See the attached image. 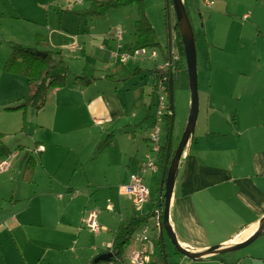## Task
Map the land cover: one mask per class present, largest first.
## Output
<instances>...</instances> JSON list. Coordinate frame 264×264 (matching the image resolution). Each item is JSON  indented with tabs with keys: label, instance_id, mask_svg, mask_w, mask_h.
Listing matches in <instances>:
<instances>
[{
	"label": "crops",
	"instance_id": "obj_1",
	"mask_svg": "<svg viewBox=\"0 0 264 264\" xmlns=\"http://www.w3.org/2000/svg\"><path fill=\"white\" fill-rule=\"evenodd\" d=\"M23 1L30 0H0V20L5 15L9 19L21 18L19 5ZM262 1L264 3V0ZM36 2L38 3V1ZM186 3L184 5L187 12L190 5L198 13L200 5H202V8H208L209 10L214 6L216 9L214 14L218 15L229 12L226 8V5L229 4L228 0L213 1L208 6L206 0L201 2L191 0V4ZM234 4L250 8L249 12H242L240 19L245 22L243 23L239 19L240 30L236 37L240 42L243 39L249 44L250 57H248V60L243 61V68H248L245 66L246 62L250 64L249 68H251L254 64L262 62V54L258 52L262 49L260 42L256 43V39L263 33L260 30V22L254 17V8L249 7L247 0H237ZM39 5L43 7V3H39ZM230 12L233 13V11ZM212 15L210 14L209 17ZM245 15L246 17H244ZM253 18L254 22H246L248 19ZM45 20L48 21L47 17ZM46 28L48 30L47 39L42 33L35 31H32V35H25L24 37L29 42L26 44L27 47H36L37 50L43 52L47 50L60 51L63 56L64 48L70 49V52L73 53L77 51L75 50V44H71L69 48L68 45H65L66 31L52 26L49 27L47 23ZM22 36L20 34L18 38ZM194 36L196 35L194 34ZM14 40H18L17 43L23 45V41L11 38L8 41L10 52V43L16 42ZM32 43L35 46H31ZM172 44L176 46L173 41ZM241 46L239 45V48H242ZM115 50L111 49V58H116L112 55ZM236 53L237 51L234 49L231 58ZM162 56L164 59L163 54ZM7 58L4 57L0 62V89L3 91V94L0 93V114L1 112L12 113L13 116L16 115L14 113H20L21 110H7L6 107L19 104L23 97L30 92V88L25 77L8 73L3 69V64ZM163 63L157 64L155 67L158 66L157 68L162 70L160 66ZM240 65L242 68V64ZM236 69H239V64H236ZM109 72L110 75H103L105 79L100 77L97 80L98 82L94 80L95 82L92 81L90 84L84 85L85 88L81 86L52 88L46 94L43 108L40 110L27 108L25 125H31L33 129L34 126L37 127L34 134L32 133L33 130L31 133L29 131L26 133L34 137L32 138L34 145L30 150L31 153L25 151L26 147L24 148L20 138H10V135L24 130L20 128L22 125V112L18 118L9 116L11 118L1 119L0 117V133L2 134L0 145L4 144L9 150L7 156L0 157V161L5 160L8 163L5 170H0V264H41V261L42 264H52L49 262L44 263L38 253L40 247L53 250L60 249L61 247L55 245L54 242L56 241H61L64 246L68 244L66 248L70 250L71 242L76 243L74 239L68 238V234L64 235L65 230L71 228L70 223H64L62 212L60 214L55 213L53 201L67 196L65 198L67 203L71 200V194L83 189L84 186L88 189L92 186L99 188V184L93 183L97 170L91 166L89 173L83 168L88 161L95 163L98 151H101L102 155L105 153L107 159L104 165L100 164L102 174L97 177V181H100L101 178L104 180L103 186L109 187V194H112L115 189L119 196H124L120 192V186L128 184L130 175L140 171V164L143 162L144 154L147 153L146 151L150 146L148 135L147 137L143 135L147 134V131L145 128L141 129L140 127L141 131L139 133L137 129H134L135 126L132 122L137 120L135 125H138L141 120L135 118V114L127 110L126 103L119 95V87L116 83L122 79L115 81L116 77L111 73L112 70L110 69ZM237 73L242 74L238 77V80L241 79L240 94L230 92L227 95L223 93L221 96L218 90L212 91L213 97L219 98L221 96V103L214 108L216 125L212 124L211 116L208 115L207 110L203 127L192 133L178 162L168 217L178 243L191 251L206 250L214 246L224 247L242 242L257 230L259 221L264 216V92L260 93L258 87L260 83H257V77L246 76L247 73L243 71ZM249 80L250 85H258L257 88L251 89L249 87L247 89ZM163 84L167 88V81ZM91 86L96 87L95 90L92 89V94L88 92ZM226 100H228V104L225 103ZM49 103L52 107L48 106ZM144 106L147 110L148 105ZM64 112H68L70 116L67 117V120H61L63 128L60 129L59 120ZM51 114H53V117L49 119ZM34 119H37V122L33 121ZM18 123H21L20 127ZM97 127H100V135L106 134L108 138H111L110 141H106V146L102 148L99 147L100 141L96 142L95 138H92L91 144L84 141L87 132L93 134L98 129ZM40 130L43 131V134L38 135ZM55 133L64 134V138H60V141L55 140ZM139 136L143 141H138ZM62 139L65 141H61ZM89 145H92V148L88 157L85 156L84 150L89 148ZM107 147L108 151L106 150ZM21 152H25L23 156ZM61 155H65L70 159L67 168L64 166L65 157L63 158ZM29 156L34 158L36 165L32 180L26 181L22 178V173L25 161ZM97 161L99 162V159ZM80 166L85 172L83 180L86 183L84 185L79 181L81 180ZM163 170L147 172L154 180L157 178V174H160L157 178L159 191ZM110 171L113 175L111 177L108 174ZM45 177L50 179L51 182L54 179L60 182L59 191L55 192L52 184L46 185V188L43 189L39 179ZM103 189L101 188V190ZM153 201L155 204L154 206L152 204L147 213L154 212L157 208L160 209L161 213L159 192ZM147 202L143 204L140 210L133 208L130 203L131 216L144 214L143 208ZM118 205L120 209H125L121 201L118 202ZM105 209L117 210V205L109 201L106 202ZM95 210L97 211L96 219H98L100 209ZM153 216L156 217L155 214ZM84 219L85 217H83V223ZM55 224L58 228H55ZM143 226L144 224L140 228H144ZM116 227L107 230L111 237L110 235L106 236V239L103 240L104 246L100 245L103 251H99L100 248L96 246L95 242L102 233V227L99 223L97 230H89L86 227L90 233L96 236L91 239L93 242L92 248H87L89 253L86 256L75 255L71 260L67 259L66 264H100L101 262L125 264L126 259L134 251L140 250L143 245L149 246L146 243L148 241L143 243L140 239L135 238L137 229L124 248L121 261H117L115 255L108 261L104 260L103 256L112 253V241ZM156 227L158 228L157 219ZM56 229L63 233L58 232L55 234ZM262 234H264V231L260 235ZM101 241L99 240L100 243ZM70 251L75 252L76 249ZM232 252L229 251L228 253ZM224 253L226 252L208 254L203 258L209 259L210 262L218 263V261H222V264H227L221 256ZM151 256L148 264L151 261ZM245 262L264 264V256H251L249 253L238 256L230 262L228 261L231 264H244Z\"/></svg>",
	"mask_w": 264,
	"mask_h": 264
},
{
	"label": "rangeland",
	"instance_id": "obj_2",
	"mask_svg": "<svg viewBox=\"0 0 264 264\" xmlns=\"http://www.w3.org/2000/svg\"><path fill=\"white\" fill-rule=\"evenodd\" d=\"M7 1V0H5ZM38 1V3L36 2ZM95 0H30L23 1L19 5L21 18L19 19H9L8 16H4L0 20V62L4 57H9L10 48L8 45V41L13 39H19V41H23V45H26L27 40L24 37L29 34L32 35V31L42 33L47 39V28L46 23L49 27H56L63 29L67 32V38L64 40L65 45H68V48L71 44H75V53L70 52V49L64 48V60L69 67L70 74L66 79V87H78L81 86L85 88L84 83H75V77L78 75H84L91 79V82H98V78L102 77L103 79L105 74L110 75V69L112 70L114 77L117 79H122L117 82L116 85L119 90L120 97L126 103V108L129 112H133L135 114V118L140 119L141 121L137 124V120L132 122L134 124V129L140 133L141 129H146L148 138L150 137L152 131H154L155 125V116L153 114L156 110V105L158 104V91L155 90L154 87V74H152V69L157 65L161 64L163 61L162 50L168 46V25L170 30V48L172 41L175 42L174 37L176 35V29L174 25H176L175 14L171 0H142V6L146 13V16L154 30L153 32V44L149 46H145L140 48L145 54L140 55L138 59H134L132 56L126 62H120L121 58L119 55L117 58L110 57L111 49H116L121 47L119 50V54L123 52H128L130 55L132 51H130V46L135 43L138 36L135 30V20L138 17V9L136 3H127L125 5L119 7H110L107 8L106 12L102 14H86L84 10L89 8ZM101 1V0H100ZM184 1V0H182ZM194 1V0H192ZM199 2L203 0H198ZM217 0H206V5L211 4L210 2ZM232 1V2H230ZM237 0H228V8L229 12L223 14H214L216 9L211 8H202L200 5L199 13L193 10V6L191 4V0H186V2L190 3V7L188 8V15L192 21L193 30L195 36V44H196V70H197V94H198V112L196 123L194 126L193 133L198 130L200 127H203L205 118L207 116L206 111L208 110V115L211 116L212 124L216 125V115L214 112V108L221 103L222 94H229L230 92L234 94H240V81L238 77L242 76V74H238L237 72H245L246 76H251L252 78L257 79V83L260 85H250L251 89L260 88V93L264 92V3L262 0H247L249 3V7L254 8V17L257 21L260 22V30L263 35L259 36L256 39V43L260 42L261 49L258 52H261L263 57L262 62L254 64L251 68L248 62L245 63V66L248 68H243V61L248 60L250 57L249 53V44L247 41L243 40L240 42L237 40V33L240 30L239 19L242 15V12H249L250 8L241 7L240 5H235L234 3ZM51 2V4H49ZM184 2V3H186ZM39 3H43V7L39 5ZM187 5V3H186ZM202 8V9H201ZM225 8V6H224ZM10 11H12L10 9ZM230 11H233L231 13ZM209 12V13H208ZM13 13V11H12ZM210 14H213L209 17ZM233 14V15H228ZM16 15V14H14ZM237 16V18H236ZM31 17V18H28ZM48 19L46 21L45 19ZM236 18V19H231ZM241 20V19H240ZM254 22L253 19H248L246 22ZM241 22H245L242 21ZM240 22V23H241ZM242 24V23H241ZM250 28V27H249ZM250 30V29H249ZM121 31V37L117 36V32ZM2 33V34H1ZM23 35L18 38L19 35ZM18 42V40H14ZM155 43V44H154ZM239 45L244 49L239 48ZM27 46V45H26ZM31 46H35L34 43ZM176 46H172V50ZM124 48V49H123ZM260 48V47H259ZM38 49V48H37ZM74 49V48H72ZM227 51L225 53V50ZM237 53L231 58V55L234 51ZM155 50L156 56L153 58L150 56V52ZM240 50V51H239ZM177 52V47H176ZM179 55V53L177 52ZM7 55V56H5ZM260 55V54H259ZM181 58V56L179 55ZM180 60V59H179ZM164 63L160 66L162 70L159 80L156 81L157 88L162 85L163 82H166L168 76L164 75V72H171V66H165ZM236 64H239V69H236ZM242 64V68L241 65ZM158 67V66H157ZM85 69V71H84ZM93 73V75H92ZM260 74V75H259ZM94 76V77H92ZM173 117H172V126L171 129H168L167 123L168 120L165 116H162L159 120V142L160 144H164L168 139H170V145L173 149L177 147L179 144L181 137L183 135L184 129L187 124L189 109H190V92L188 85L187 72L185 67H180L179 69L173 70ZM243 76V77H246ZM92 77V78H91ZM94 78V79H93ZM108 80V79H106ZM111 82H115L114 80H109ZM238 81V82H237ZM229 84V85H227ZM114 85V84H113ZM236 85V87H234ZM115 86V85H114ZM229 86V87H228ZM91 92L92 89L95 90L94 87H90ZM52 87L47 90H51ZM218 90L221 96L213 97L212 91ZM3 91L0 89V93ZM48 92V91H47ZM3 94V93H2ZM231 96V95H230ZM264 96V95H263ZM165 102L168 104V95L165 97ZM150 105V108L146 110V107L143 105ZM228 104V100L225 101ZM242 105V104H241ZM48 106L52 107L49 103ZM216 106V107H215ZM230 106V105H229ZM243 106V105H242ZM69 110L70 108L67 107ZM228 108V106H227ZM230 108V107H229ZM240 109V106H239ZM228 110V109H226ZM84 111V109H83ZM9 112V111H8ZM12 113H4L1 112L0 117L8 118ZM16 115L15 118H18L20 113H14ZM61 114V111H60ZM59 115V114H58ZM17 116V117H16ZM70 116L68 112H64L60 116V129L63 128L61 120H67V117ZM53 117V114L49 115V119ZM59 117V116H58ZM11 118V117H9ZM36 118V117H35ZM87 120V119H86ZM85 120V121H86ZM33 121L37 122V119ZM87 123V122H86ZM21 123H18L20 127ZM13 126V127H18ZM26 126V127H25ZM137 127V128H136ZM21 129L23 131H19L16 134L10 135V138L16 137L17 139L22 140V144L25 151L31 153V149L33 148V136L27 135V131L34 134L37 127L31 125H21ZM30 128V129H29ZM93 133L87 132L84 137V141L88 143H92V138H95L96 142L100 141L99 147L102 148L106 146L107 142L110 141L111 138H108L106 134L100 135L99 128ZM43 131L40 130L38 135ZM145 133V132H143ZM170 133V134H169ZM43 134V133H42ZM41 134V135H42ZM55 140L60 141V138H64V134L55 133ZM53 137V135H52ZM78 140V139H77ZM114 140V139H113ZM51 141V140H49ZM65 141V140H61ZM107 141V142H106ZM138 141H143L142 138H138ZM150 148L146 151L147 153L152 152V142L149 140ZM84 150L85 156L90 155L91 146ZM96 147V146H95ZM108 151V147L106 148ZM26 152V153H27ZM98 151L96 156L95 163L88 161L84 165L85 171L90 173L91 166L97 170L95 174V178L93 183H97L100 186L99 188H95L92 186L88 189L84 186L83 189H79L74 194H71V200L69 202H65V197H60L53 201L54 207L57 214L60 212L64 215V223H70L71 228L69 230H65V234H68V238L74 239L76 243L73 244L71 242L70 250L76 249L75 252L67 250L64 244L61 241L54 242L56 246L61 247L56 249H46L43 247L39 248V256L42 257L43 262H49L52 264H66L67 259H72L75 255H80L81 257L86 256L89 251L87 248H92V238L95 236L85 227V223L82 222L83 217L88 215V212L93 209H100L98 213L97 222L102 227V233L97 237L96 246L100 248L99 251H103L101 246H104V239L106 236L110 235L108 233V229H114L117 223L121 221H126L131 217V205L134 208V204L132 200L128 196H119L115 189L112 194H109V187L103 186L104 180L101 178L100 181H97V177H100L102 174L100 164L104 165L105 160L107 159V155ZM25 152H21L23 156ZM66 153V152H64ZM154 155V153H152ZM7 156V155H6ZM21 156V157H22ZM36 158L37 155L34 154ZM145 156V154H144ZM61 157H65V168L68 167V161L70 160L65 155H61ZM89 157V156H88ZM99 159V162L97 161ZM104 168V166H103ZM81 172V184L84 185L86 183L83 179L85 177V172L79 167ZM109 176L112 172H108ZM107 174V175H108ZM90 176H94L89 174ZM160 174H157V178ZM129 177V175H128ZM39 179L41 186L46 188V185L52 184L54 185V191L57 192L60 189V182L55 181V179L51 182L50 179ZM157 178L154 180L151 178L150 174H143V183L150 190V198L149 201L145 204L143 208V212L147 213V210L154 206L153 199L157 197L159 192V183ZM41 187V188H42ZM101 188L107 190H101ZM98 189V190H95ZM68 195V194H66ZM128 198V200H127ZM112 202L117 205V210H106L105 204L106 202ZM121 201L123 209H120L118 202ZM61 204V209H60ZM143 206V205H142ZM121 210V211H120ZM67 221V222H66ZM65 224V225H66ZM55 228H58L55 224ZM144 228L146 231L144 235L148 238L149 247L153 248V242L156 235H158L159 231L156 227V219L154 216H149L147 221L144 222ZM90 230V229H89ZM143 228H138L137 232L142 234ZM57 234L60 231L57 229L54 231ZM60 233H63L62 231ZM96 237V236H95ZM111 237V235H110ZM139 239L138 237H135ZM263 238V239H262ZM55 240V239H54ZM99 240H102L101 243ZM164 243L165 249L167 252L166 261L172 264H222V261L210 262L209 259L200 258V259H190L187 256H184L178 252H176L174 245L172 244L169 236L166 232H164ZM50 245V244H49ZM101 245V246H100ZM58 249V250H57ZM62 249V250H61ZM154 249V248H153ZM157 250V248L155 249ZM92 251V250H90ZM156 256L158 251H156ZM251 256H264V234L257 237L250 244L246 245L244 248L233 251L232 253H224L221 256L224 259V262L235 259L238 256L249 254ZM122 260V259H121ZM164 261V260H163ZM42 264V261H41ZM100 264H109L107 262H101ZM120 264V263H119ZM125 264H135L131 261L130 257L126 259ZM226 264V263H223ZM244 264H250L245 262Z\"/></svg>",
	"mask_w": 264,
	"mask_h": 264
},
{
	"label": "trees",
	"instance_id": "obj_3",
	"mask_svg": "<svg viewBox=\"0 0 264 264\" xmlns=\"http://www.w3.org/2000/svg\"><path fill=\"white\" fill-rule=\"evenodd\" d=\"M127 3H136L138 17L135 20V30L138 36L137 40L133 45L130 46V51L135 49H140L145 46L153 44V28L146 16L144 8L142 6V0H95L92 2L89 8H86L84 12L86 14H102L106 12L107 8L119 7ZM176 29L175 43L177 47V52L181 56L180 60L175 61L173 64V69H179L180 67H185L183 46L181 43V38L179 34L178 26L174 25ZM39 38V34H38ZM37 38V42L39 41ZM155 44V43H154ZM11 52L9 57L3 64V69L12 74L21 75L26 78L30 92L26 94L22 101L11 107H6L7 110H21L22 112V124L26 123V110L31 107L34 110H40L45 104V98L47 94V89L65 87L67 85L66 79L70 74L68 65L66 64L62 52L60 51H44L45 56H40L36 54V47L23 46L17 42L10 43ZM164 55V60H169L171 57L170 50L168 46L162 50ZM160 69L154 67L152 69V74H154V87L156 90L157 83L159 80ZM169 73L165 72L164 75L169 77ZM174 77V76H173ZM75 83L90 84L91 79L84 75H78L75 77ZM150 105H148V109ZM155 116V113L153 114ZM165 118L168 120V129H171L172 119L169 107L164 112ZM170 134V133H169ZM0 136L2 134L0 133ZM150 140V137H149ZM169 140V139H168ZM168 140L160 146L157 154L154 155V160L157 164V170L166 169L165 165L168 166L169 161L173 155L174 149L171 145L168 146ZM150 148V146H149ZM9 154L7 146L4 144L0 145V157ZM35 160L32 156H29L24 165L22 178L26 181L32 180V175L35 169ZM156 170V171H157ZM155 171V172H156ZM154 212H148L144 214H134L126 221H120L115 229L112 241L111 252L115 255L117 261H121L123 257V251L128 244L133 233L147 221L149 216H153ZM161 218V216H160ZM164 235L162 237L160 234L156 235L153 242V253L149 264H166L163 256V252L166 255V249L164 248ZM157 248V250H155ZM164 248V251H163ZM156 251L158 254L156 256Z\"/></svg>",
	"mask_w": 264,
	"mask_h": 264
},
{
	"label": "water",
	"instance_id": "obj_4",
	"mask_svg": "<svg viewBox=\"0 0 264 264\" xmlns=\"http://www.w3.org/2000/svg\"><path fill=\"white\" fill-rule=\"evenodd\" d=\"M168 1V0H167ZM174 14H175V21L176 26H178L179 34L181 38V43L183 46V53H184V62L185 68L187 72L188 78V85H189V92H190V109L187 119V124L184 129L183 135L177 147L174 149L173 155L169 161L168 166L165 165L166 169L164 168L161 176L160 182V191H159V206L161 208V218L158 220V229L159 234L162 237L164 232L167 233L169 236L172 244L175 247V250L187 256L190 259H200L208 254H216V253H223L229 251L238 250L252 241H254L263 231H264V216L259 221V226L257 230L249 236L247 239L239 242L237 244H232L224 247L214 246L212 248L200 251H191L182 247L176 237L172 228L169 223V203L170 197L172 194V188L174 184L175 174L178 166L179 159L181 154L190 140L194 126L196 123L197 112H198V94H197V70H196V44H195V36L194 31L190 22V18L187 12V9L182 0H171ZM168 47L170 48V30L168 25ZM36 54L40 56H45V53L40 50H36ZM161 72L159 73V76ZM167 90H168V107L171 114V119L173 117V74L170 72L169 77L167 79ZM168 146L170 145V139L167 142ZM164 251V249H163ZM114 254L109 253L106 256H103L104 260H109ZM164 260L166 261L165 252H163Z\"/></svg>",
	"mask_w": 264,
	"mask_h": 264
},
{
	"label": "built area",
	"instance_id": "obj_5",
	"mask_svg": "<svg viewBox=\"0 0 264 264\" xmlns=\"http://www.w3.org/2000/svg\"><path fill=\"white\" fill-rule=\"evenodd\" d=\"M246 17V15L244 16ZM121 31L117 32V36H121ZM121 47L118 48L117 51H114L112 55H114L116 58L119 55L121 58L119 59L120 62H126L129 58L132 56L134 59H138L140 55L145 54L140 49H135L132 51V54L130 55L128 52H123L119 54V50ZM170 58L167 60L164 65L171 66L173 68V64L175 61H178L180 59L179 55L177 54L175 48L174 51L170 50ZM151 57L156 56L155 50H152L150 52ZM156 90L158 91V104L156 105L155 110V125H154V131H152L150 135V141L152 142V147L150 153H146L144 156L143 162L140 164V171L138 173H133L130 175L129 183L120 186V192L126 196H128L132 203L134 204V208L136 210H140L142 205L149 200L150 196V190L149 188L143 183V174L147 172H155L157 170V164L154 160V155L157 154V152L160 149V142L158 138L159 134V119L164 115L165 110L167 109V102H165V97L168 95L166 86L162 83L159 88L156 87ZM154 153V155H152ZM8 167V163L5 160L0 161V170H5ZM97 211L95 209L90 210L88 212V215L84 219V223L86 227L90 230H97L98 229V222L96 219ZM155 218L157 220L160 219L161 213L160 209H155ZM146 229L143 228L142 234L139 232H136V237L140 239L141 242L145 243L148 241V238L144 235ZM143 245L140 250L134 251L130 255V259L135 264H148V261L150 260V256L153 253V248Z\"/></svg>",
	"mask_w": 264,
	"mask_h": 264
},
{
	"label": "flooded vegetation",
	"instance_id": "obj_6",
	"mask_svg": "<svg viewBox=\"0 0 264 264\" xmlns=\"http://www.w3.org/2000/svg\"><path fill=\"white\" fill-rule=\"evenodd\" d=\"M190 18V17H189ZM190 22H191V25H192V21H191V19H190ZM192 28H193V25H192ZM194 31V30H193ZM173 68L170 70V71H172L173 72ZM165 73V72H164ZM167 76V75H166Z\"/></svg>",
	"mask_w": 264,
	"mask_h": 264
},
{
	"label": "clouds",
	"instance_id": "obj_7",
	"mask_svg": "<svg viewBox=\"0 0 264 264\" xmlns=\"http://www.w3.org/2000/svg\"><path fill=\"white\" fill-rule=\"evenodd\" d=\"M170 43H171V39H170ZM171 48H172V46H171ZM171 48H169V50H171ZM172 72V71H171Z\"/></svg>",
	"mask_w": 264,
	"mask_h": 264
}]
</instances>
